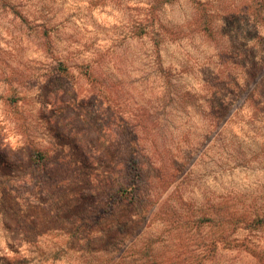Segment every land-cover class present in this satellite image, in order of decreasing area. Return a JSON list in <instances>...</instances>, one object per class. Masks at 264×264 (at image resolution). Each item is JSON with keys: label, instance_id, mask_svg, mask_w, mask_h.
<instances>
[{"label": "rangeland", "instance_id": "rangeland-1", "mask_svg": "<svg viewBox=\"0 0 264 264\" xmlns=\"http://www.w3.org/2000/svg\"><path fill=\"white\" fill-rule=\"evenodd\" d=\"M197 1L254 7L0 0V264H264V114L236 100L214 136L181 108L215 72ZM136 161L148 194L109 215L99 176ZM137 213L109 246L71 249Z\"/></svg>", "mask_w": 264, "mask_h": 264}, {"label": "trees", "instance_id": "trees-1", "mask_svg": "<svg viewBox=\"0 0 264 264\" xmlns=\"http://www.w3.org/2000/svg\"><path fill=\"white\" fill-rule=\"evenodd\" d=\"M250 2L254 3V7L252 4H242L241 8L234 7L221 11L220 18L218 15L216 18V14L213 15L214 11L210 12L211 9L207 2L197 1L194 5V10L199 15L201 32L209 35L215 43L213 48V57L216 60L215 72L204 79V95L198 96L192 102L188 96H184L181 108H187V111L193 109V113L207 124L206 128H201V132L206 135L211 133H215L214 136L219 135L218 126L225 128L224 124L231 118L230 108L236 100H241L249 108L251 106L248 103L251 102L254 111L258 113L261 111L264 114V90L260 83L264 79V0H250ZM218 19L220 23L216 25ZM234 71L239 72V78L234 75ZM261 74L262 79L259 77ZM83 160L89 168L94 163L90 158ZM132 165L133 168L129 169L121 165L123 171L114 173L115 178L113 179L110 177V172L99 176L100 180H98L95 191H100L101 187L103 193L114 190L118 195V197L115 196L118 204L115 207L104 209V212L108 211L109 215L113 213L117 216V210L124 209L122 211L124 216L125 209L131 210L133 206L140 205L143 200L141 198H145L148 194L140 189L143 183L140 178L143 164L136 161ZM91 172L97 175L95 169H91ZM151 172H154L153 179L156 182H164L159 166L151 168ZM88 175L91 177V174ZM128 189L129 193L123 194ZM132 217L133 215L128 216L122 221L115 219L114 222L105 225L100 237L95 235L86 241L73 239L69 245H72L71 249H74V244L85 242L82 243L80 250L83 254L93 253L96 250L89 251V244L93 242L97 245L109 246L118 237H122L125 227H134L142 219L139 213L136 217ZM101 247L104 248V246Z\"/></svg>", "mask_w": 264, "mask_h": 264}]
</instances>
